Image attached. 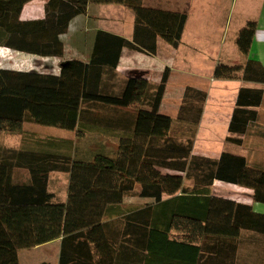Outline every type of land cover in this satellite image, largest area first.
<instances>
[{
  "label": "trees",
  "instance_id": "16d2710c",
  "mask_svg": "<svg viewBox=\"0 0 264 264\" xmlns=\"http://www.w3.org/2000/svg\"><path fill=\"white\" fill-rule=\"evenodd\" d=\"M28 1L0 0L5 47L61 58L60 35L88 3L126 5L134 12V27L130 40L96 30L87 60L63 59L57 73L0 67V132L19 133L23 122L75 132L74 140L25 132L19 149H0V264H18L19 249L57 237L62 246L79 237L75 246L91 242L100 255L94 264H264V212L210 190L214 181L247 187L255 203L264 204V160L250 164L226 149L214 157L193 153L206 93L186 86L175 119L160 112L168 68L155 84L141 76L119 84L115 79L122 48L154 54L157 37L177 47L186 12L142 0H44L43 17L22 20ZM255 26L249 20L237 33L242 55ZM212 77L264 84V67L249 58L218 62ZM262 97L261 86L239 87L226 142L242 143ZM183 128L188 135L180 140L175 132ZM89 131L117 144L79 154L77 145ZM17 167L28 170L26 181L13 179ZM50 171L68 173L65 202L53 201L47 191ZM129 194L151 201L125 209L122 200Z\"/></svg>",
  "mask_w": 264,
  "mask_h": 264
},
{
  "label": "crops",
  "instance_id": "0c3cea01",
  "mask_svg": "<svg viewBox=\"0 0 264 264\" xmlns=\"http://www.w3.org/2000/svg\"><path fill=\"white\" fill-rule=\"evenodd\" d=\"M189 4L183 3L182 0H142V4L145 6L157 7L166 10L172 11H184L187 14L186 21L184 24V28L180 37V41L177 47H172L167 44L161 38H156V52L154 54H147L140 51H136L127 47L122 48L120 52V57L118 60V64L116 66V73L121 77L128 76H145L152 82H156L160 78V74L164 70V68H168V78L165 85V90L162 96L165 97L169 92L170 96L174 98V93H171V83L175 78L176 82H179V87H175V93L177 96V100L179 101L178 105L175 107V111L173 114H169L163 111H160L164 114L169 115L170 117H175L177 113L178 106L181 101V97L186 86H191L196 89L202 90L206 93V98L203 104L202 113L200 120L198 122V126L201 124V121L204 116H209L210 114V123L207 125L215 132H224L227 133L228 122L234 108L235 99L237 95V91L241 85H252V86H261L263 88V97L260 105L257 107L258 118L257 120L248 126L247 131H252L255 129L254 133L260 135L264 133V84H258L254 82H244L241 79H216L212 77L213 69L216 63L219 61L218 50L214 51L213 61L211 62L212 68L211 73L206 75L205 73L197 72L192 74H186V67L188 63H191L192 58H194V63H201L204 58L205 49L204 44L205 40L208 38L207 35H210V31H205V28H202L200 22L202 21L201 11H198L199 7H203L206 4L209 8V20L212 23H215L218 17V9L215 8L217 4H222L223 0H188ZM244 5L255 6V12L250 15V11L247 8L245 12L238 15L239 18L236 20V25L234 27V34L239 31V29L249 20L255 21V30L252 36V40L246 55H242L239 50L238 54H234V61L244 63L248 58L258 60L261 65L264 67V0H240ZM235 3V2H234ZM233 0L230 2V9H228V13L224 19V26L232 19V5H234ZM44 0H30L25 3L22 7L20 13V19L29 20V19H37L43 17ZM184 6H189L186 10ZM91 22V27H89V23ZM190 22H193V28L190 30ZM196 23V24H195ZM223 26V27H224ZM133 27H134V12L131 8L122 4H114V3H88L86 7V12L83 14H79L74 16L68 25L65 33L60 35V39L63 42L64 53L67 49H71L74 53V57H80L79 59L87 60L91 48L94 33L96 30L101 29L108 31L113 34L121 35L126 39H131L133 35ZM222 27V28H223ZM212 30V29H211ZM90 32L92 34H90ZM213 32V30H212ZM89 39H87V37ZM222 36L226 39V33L223 32L220 37V41ZM236 36L234 39V44L236 40ZM1 39V33H0ZM204 39V40H203ZM224 39L221 41L224 43ZM84 42L85 51L82 53ZM236 46V44H235ZM237 48V46H236ZM162 50V51H160ZM221 50L220 52H222ZM233 52V49L231 50ZM63 53V55H64ZM30 55L33 57V61H36L37 58L34 57H45V58H54L53 56H39L35 54L25 53L18 50H14L8 47H5L0 43V67L3 68H11L17 70H37L35 67L29 68H20L18 65H11L10 58L18 57L19 55ZM162 54V56H159ZM220 54V53H219ZM223 54V53H222ZM216 55V58H215ZM208 56V54H206ZM218 56V58H217ZM74 57H69L66 59H71ZM215 58V59H214ZM63 59V56H62ZM65 60V59H64ZM217 60V61H216ZM228 64V63H227ZM233 64V63H230ZM200 70V69H199ZM40 72H50L57 73L56 71H40ZM141 74V75H140ZM205 74V75H204ZM143 76V77H144ZM177 76V77H176ZM186 77L187 79H184ZM159 78V79H158ZM180 80H178V79ZM182 78V79H181ZM183 81V82H182ZM190 81V82H189ZM194 81L193 83H191ZM158 82V81H157ZM156 82V83H157ZM182 85V86H181ZM181 86V87H180ZM210 90H217L218 99H213L212 105L208 102L210 97ZM212 100V99H211ZM162 101V100H161ZM161 104V103H160ZM161 106V105H160ZM212 118V119H211ZM224 118L223 122H220ZM200 123V124H199ZM219 124V125H218ZM220 127V128H217ZM41 129H45L44 127H39L30 122L22 123V131L19 133H9V132H0V149H19L21 145L22 134L27 130L31 131L30 134H34V132L41 133ZM49 129V128H46ZM222 132V133H223ZM224 135V136H225ZM220 153V152H219ZM197 154V153H196ZM201 155H207L202 154ZM13 179L16 181H26L29 178V172L26 168L17 167L13 169L12 172ZM63 178L62 189L58 191L57 185L55 184L56 180ZM215 182V181H214ZM68 173L60 172V171H50L47 173V191L50 192L53 197V201L65 202L68 196ZM231 198V197H229ZM124 201V198L122 202ZM254 206V205H253ZM125 209H131L130 206ZM126 211V210H125ZM129 211V210H128ZM115 218V217H114ZM107 220V217H104ZM109 225H113V222H108ZM116 223V221H115ZM107 225L106 227H108ZM173 236L178 237L174 231H171ZM107 237L113 239L116 236V233L109 232ZM120 237V233L118 234V239ZM78 240H82L81 237L79 239H73L71 241L65 240V244L62 246V238L57 237L55 239L46 241L44 243L35 245L30 248H22L17 251V259L18 264H40V263H48V264H94L96 260L99 258V254L94 250L93 244L88 242L87 245L81 248L80 246H75L78 243ZM63 250V256L61 255ZM87 256H91L90 260ZM112 261L114 259L112 258ZM130 262V261H129ZM102 264V263H101Z\"/></svg>",
  "mask_w": 264,
  "mask_h": 264
},
{
  "label": "rangeland",
  "instance_id": "374dc122",
  "mask_svg": "<svg viewBox=\"0 0 264 264\" xmlns=\"http://www.w3.org/2000/svg\"><path fill=\"white\" fill-rule=\"evenodd\" d=\"M182 1L183 3L185 1V4L190 5V2L188 0H182ZM231 1L232 0H223L222 4H217L215 6V8L218 9V12H217L218 17H217V20H215V23H212V21L209 20L210 11H209L208 5L206 4L205 6L201 8L199 7L198 11H201V17H202V21L200 22V24L202 25V28H205V31L207 32L210 31L211 34L207 35L208 38H206L205 40L206 43L204 44V48L207 50H205L203 60L201 61L200 64L194 63L195 62L194 58L191 55L192 61L191 63H188L186 66L188 67L185 70L186 74L194 75V73H197V72L205 73L206 75L210 74L211 68L213 65L211 63L214 57L213 50H218V56L220 58L218 60L219 62L226 63V64L227 63L228 64L239 63V62H232L234 61L232 60L234 59L233 58L234 54L235 55L238 54V56L240 55L234 44V39L236 36V33L234 34V31H235L234 27L237 21L236 19L239 18L238 15L245 12L247 8L250 11V15H252L255 12L256 8L254 6L255 4L246 6L240 0H233V3L234 2L235 3L234 5H232V8H233L232 19H230L229 26L227 29L226 25H228V23L225 24L224 26V19L226 17V14L228 13V9L231 8L230 7ZM187 7L189 8V6H186V7L184 6V9L187 10L188 9ZM89 24H90L89 27H91L92 25L91 22ZM190 25H191L190 27V30H191L193 28V22H190ZM211 29L213 30V32ZM222 29H223V32L226 33V39L224 38V36H222V39H221V41L223 39L225 40L224 43L220 41ZM90 34L92 33L90 32ZM86 37L87 39H89L88 36ZM85 44H87L88 46V43L84 42L83 50H81L82 53H84L85 51V46H86ZM232 49H233V52H231ZM221 50L223 51L220 52ZM206 54H208V56H206ZM159 56H162V54H159ZM53 57L54 58L34 57L37 59L36 61H33V57H31L30 55L24 54V55H19L18 57L10 58V64L13 66L18 65L20 68L35 67L37 70H40V71H50V70L56 71L57 68L59 67L60 61L63 59L69 58V57H74V53L71 49H67V51L63 55V59L62 57L61 58L55 57V56ZM74 58H80V57L75 56ZM215 58H216V55H215ZM122 78L124 77L116 75L115 79L118 84L120 83L118 80H122ZM183 78L187 79L186 77H183ZM145 79H147L151 84H155L157 81H159L157 80L156 82L153 83L152 80L150 81L148 78H145ZM193 82L194 81H192L191 83ZM169 84L171 85V88H170L171 93L175 94L174 95L175 100H173L174 98H172L168 92L167 95L163 97L161 104H160L161 106H159V110L169 113V114H173L175 111V107L179 103V101L177 100L176 93H175L176 91L174 89L175 87H179L180 84L179 82L175 81V78L173 79L172 83H171V78H170ZM209 93H210L209 95L212 100L209 98L208 102L211 103L210 105H212L213 99L215 98L216 100L218 99L219 96H217V90L216 91L210 90ZM209 117H210V114L209 116H204L201 121V124L199 123L200 124L199 126L198 125L195 126V130H194V134L192 138L193 139V147H192L193 153H197V154L202 153V154H207L208 156L214 157V156H217L219 152H221L222 149H226L233 153H239V154L244 155L248 163L250 164H254L255 162H258V161L260 162L264 160V133H261L260 135H258L254 133L255 129H253L252 131L249 130L246 134L241 135L242 143L240 145H235L233 143H229L225 141V137L227 133L225 135L223 131H222L223 133L215 132L209 126H207L210 123ZM171 118L173 120L175 119L174 117H171ZM223 119L224 118H222L219 121L223 122L224 121ZM33 124L36 126L45 128V129H41V133L36 132V131L34 132V135L38 138L55 136L57 139L67 138V139L74 140V136H75L74 131L67 130V129H60V128H56L52 126L39 125L36 123H33ZM46 128H49V129H46ZM217 128H220V127H217ZM28 133H31V131L27 130L25 134H28ZM175 133H177V138H180V140H185V138L188 135L186 132V128L181 129V132L179 133L178 132H175ZM103 142L105 143V145ZM116 144H117V141L113 139L112 137L105 139L101 136V134L99 135V133H96L95 131H89L84 135V139L80 141L79 144L77 145L78 147L77 150L79 151V154H83L85 156L86 153H89V149L94 150L98 147H100V149L102 148L112 149L114 148ZM163 171H166V170H163ZM55 184L57 185L58 191H60L63 185V178L56 180ZM185 184L188 185L190 184V182L186 181ZM210 190H211V193L214 195L223 196L227 198L231 197V199H234L236 201L249 203L252 206L254 205L253 208L256 211L264 212V204L255 203V201L252 198V190L247 187L230 184V183H226L222 181H215L210 186ZM150 201L151 200L149 199H145L142 197H138L137 195L129 194L124 197V201L122 202L121 206L123 208H126L128 206H130L131 208L133 207L135 208L136 206L138 207L145 203H150ZM174 235L179 236V233L174 234Z\"/></svg>",
  "mask_w": 264,
  "mask_h": 264
}]
</instances>
